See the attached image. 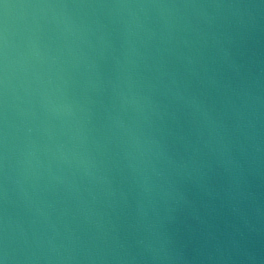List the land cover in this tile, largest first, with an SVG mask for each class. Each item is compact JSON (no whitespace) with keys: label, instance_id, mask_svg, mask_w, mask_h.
Listing matches in <instances>:
<instances>
[{"label":"clouds","instance_id":"obj_1","mask_svg":"<svg viewBox=\"0 0 264 264\" xmlns=\"http://www.w3.org/2000/svg\"><path fill=\"white\" fill-rule=\"evenodd\" d=\"M0 264H264V0H0Z\"/></svg>","mask_w":264,"mask_h":264}]
</instances>
